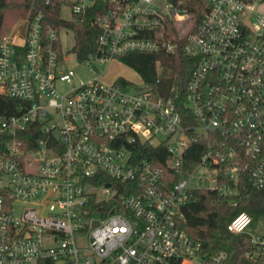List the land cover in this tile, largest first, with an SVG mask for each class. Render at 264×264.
Returning <instances> with one entry per match:
<instances>
[{"label":"built area","instance_id":"2783aa9c","mask_svg":"<svg viewBox=\"0 0 264 264\" xmlns=\"http://www.w3.org/2000/svg\"><path fill=\"white\" fill-rule=\"evenodd\" d=\"M44 1L95 29V49L83 60L64 49L61 29L73 30L43 12L0 41V94L19 101L0 115V264H227L180 225L194 190H264V9L206 0L198 20L184 0ZM178 51L190 59L188 119L159 73L108 83L69 66ZM150 146L165 148L164 164L136 160ZM99 173L116 183L93 182ZM252 225L240 212L227 229L264 245Z\"/></svg>","mask_w":264,"mask_h":264},{"label":"trees","instance_id":"16d2710c","mask_svg":"<svg viewBox=\"0 0 264 264\" xmlns=\"http://www.w3.org/2000/svg\"><path fill=\"white\" fill-rule=\"evenodd\" d=\"M184 2L200 20L207 8V1L184 0ZM39 12H43L46 23L73 30L76 38L74 51L80 59H85L95 49V29L87 24L64 20L61 17V6L53 2L46 3L44 0H0V41L16 23L30 20ZM122 60L147 82L155 81L158 69H161L163 79L161 91L169 96H174L175 91H178L179 98L176 102L185 119H188L185 94L191 71L190 59L187 56L181 51L173 54L130 53ZM18 104V100L0 94V115L10 116L18 113ZM31 129L32 126L29 127V133L32 134L30 137L42 136L39 131L33 133ZM198 148L199 144L189 147L187 158L196 161L200 153ZM137 152L138 161L146 159L158 165L165 163L163 147L150 146L137 149ZM92 181L116 183L105 173H99ZM240 212H247L252 216V227L258 220L264 223V190H256L249 184H244L240 193L234 197H223L213 190H194L183 207L185 220L180 226L191 238L201 243L202 255L206 258H211L218 251L224 250L229 254L227 264H264V245L252 243L249 234L235 235L227 229L230 220ZM248 254L250 257H247Z\"/></svg>","mask_w":264,"mask_h":264},{"label":"rangeland","instance_id":"374dc122","mask_svg":"<svg viewBox=\"0 0 264 264\" xmlns=\"http://www.w3.org/2000/svg\"><path fill=\"white\" fill-rule=\"evenodd\" d=\"M257 5L260 6L261 1L257 0ZM64 16H69L68 9H64ZM24 24V21H20L16 23L12 30L15 28L20 27ZM62 34V45L64 49L66 50H72L75 45V38H74V32H72L69 29L62 28L61 29ZM69 66H71L81 79H89L92 77H95L97 75H101L103 80L112 83L117 78L121 77L122 79L129 80L130 82L142 84L143 78L142 76L136 72L134 69L130 68L125 64V62L121 60H114L111 62H107L104 66H99L94 64V70L90 71L87 69L84 65L79 64L74 58L71 59L69 62ZM159 74L161 75V69H158ZM251 233L253 236L257 235H263L264 234V223L260 220L256 222V224L252 227Z\"/></svg>","mask_w":264,"mask_h":264},{"label":"crops","instance_id":"0c3cea01","mask_svg":"<svg viewBox=\"0 0 264 264\" xmlns=\"http://www.w3.org/2000/svg\"><path fill=\"white\" fill-rule=\"evenodd\" d=\"M261 1V4H260V8L261 9H264V0H260ZM119 78H121V77H119ZM118 79V78H117Z\"/></svg>","mask_w":264,"mask_h":264}]
</instances>
